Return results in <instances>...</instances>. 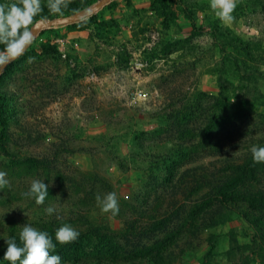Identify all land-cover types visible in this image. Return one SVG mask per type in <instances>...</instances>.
<instances>
[{
	"label": "rangeland",
	"instance_id": "obj_1",
	"mask_svg": "<svg viewBox=\"0 0 264 264\" xmlns=\"http://www.w3.org/2000/svg\"><path fill=\"white\" fill-rule=\"evenodd\" d=\"M167 1L111 0L85 21L45 28L0 75V89L13 92L0 96V120L2 108L4 115L15 109L19 120L39 115L36 123L46 130L32 142L5 139L11 156L0 149V171L9 181L5 208L14 216L0 225L3 236L22 217L54 223V234L68 223L115 235L109 246L92 236L85 248L60 245L52 254L62 264H264V218L252 214L255 205L235 200L264 193V163L258 180L228 188L235 196L225 202L230 210L203 221L200 208L220 196L211 185L230 130L245 138L239 153L256 140L264 145V0H237L227 24L210 0ZM47 4L41 0L42 12ZM186 12L195 16V28ZM216 25L244 49L227 44ZM199 101L215 109L219 144L197 130L210 123V112L195 107ZM174 111L181 113L175 124ZM53 142L62 147L59 170L15 161L44 159ZM240 155L236 162H245ZM33 179L51 185L43 205L21 196ZM109 192L117 195L116 216L97 203ZM49 205L60 219L46 214ZM162 219L167 222L159 224ZM131 230L143 237L129 241ZM0 264L9 262L0 256Z\"/></svg>",
	"mask_w": 264,
	"mask_h": 264
},
{
	"label": "trees",
	"instance_id": "obj_2",
	"mask_svg": "<svg viewBox=\"0 0 264 264\" xmlns=\"http://www.w3.org/2000/svg\"><path fill=\"white\" fill-rule=\"evenodd\" d=\"M95 0H70V3L68 5V7L66 9H63L62 12L60 14H56V13H52L50 12V10H45L44 12H41L39 15L35 16L33 18V23L42 17H50L51 15L54 16H59V15H63V14H69L71 12L83 9L87 6H89L90 4H92ZM167 1V0H166ZM168 2V1H167ZM166 2V3H167ZM168 5V4H167ZM166 7V6H165ZM168 8V6H167ZM188 14V18L193 22L194 28L196 26V18L195 16H193L192 13L186 12ZM93 17V16H91ZM86 19L82 20L85 21ZM169 20L168 15L165 14V21ZM31 26V25H30ZM29 26V27H30ZM213 30L216 32L218 31L220 34H223L224 36H226L228 42L227 44L232 45L234 48L236 49H244V44L241 43L238 38L236 36H233L231 34V32L229 31H224L220 26H213ZM3 46L0 45V48H2ZM225 46H223L224 49ZM28 53V50L20 57H18L14 62H18L20 59H22L23 57H25V55ZM224 55H227V53L225 52ZM9 69V66L6 68V70L4 71V73L2 75H4L5 73H7ZM1 75V76H2ZM0 76V79H1ZM13 94V92H11L10 90H6V89H0V96L2 98H6L8 99L11 95ZM207 104H203L202 101L198 102L196 106H199L203 109L204 112H210L208 115H206V119L207 116L208 118H210V123H208L207 125L204 124H199V128L197 129L199 132H202L204 134V138L209 140V142L212 143H216L219 144L221 139L223 141V138H220L219 135V130L217 129H213L212 125L213 122L217 120V115L215 112V109L213 108L212 105H208ZM213 105H219V101L218 98H216V100L214 101ZM213 108V109H212ZM2 119L0 120V124L2 126L1 128V132H0V149L2 151L3 154H5L6 156H11L12 153L9 149V147L7 146V144H5V139L8 140H13L16 143H24L25 141H36L37 139L44 137L46 135V130L44 128H42L41 123H36L38 120H36V117H39V115H34L33 117H35L34 119H29L28 118L26 120H19L18 116H16V112L15 109H13L10 113H6L5 115L3 114L4 109L2 108ZM181 115V113H179V111H174L171 114V117H173L172 121L175 123H177V118ZM226 116L222 117L220 123H224L222 126L227 125L228 122H226L225 120ZM236 118H234L235 120ZM11 120V121H10ZM28 121V122H27ZM14 125V128H12V126ZM230 135H231V139H230V143H228V145L230 146L227 150H224V152L218 153V157H219V161L222 162V166H219L216 170H215V178L213 179L214 183L211 185L212 186V192H216V195H220L218 198H216V200L214 201L213 199H209L206 202H204L202 205L200 206L201 210H204L205 212V216L202 218L203 221H206V219H214L215 217L221 215V213L225 212V210H230V207L226 205V200H234L235 196L231 194V192L228 190V188H233L235 189L238 185L243 184L245 182H248L250 180H255L257 178H259L258 173L261 170L260 169V163H254L252 160V154L250 152V147L251 145H245L243 147H245V151L239 153V146L241 145V141L245 140V138H243L241 135L235 137L233 134H237L235 131H231L230 130ZM255 139V138H254ZM256 140V139H255ZM219 142V143H218ZM254 143L256 142L258 145H261L262 139L261 140H256L253 141ZM56 143L53 142L52 147L50 148L48 155L44 158V159H37L35 157H29V159L27 158H22V159H16L15 161L17 163L19 162H26L28 160H32L35 161L36 165H43L44 167H52L53 170L57 169L59 170L60 167V161L63 160V156H61V153L58 152V150L62 149V147H59ZM225 142L222 143V145L220 146V148L225 149ZM264 146V145H262ZM217 153V152H215ZM241 154V155H240ZM238 155H240V157H242V159H245V162L243 163H238L236 162V157H239ZM248 167V168H247ZM226 168H229L228 171H225ZM231 169V172L229 171ZM221 175V176H219ZM202 177V176H200ZM203 178V177H202ZM258 180V179H257ZM200 184H205V180H199ZM47 183V182H46ZM49 184V183H48ZM50 184H49V188H50ZM53 188V187H52ZM243 197L238 199H235L236 201H242L247 203L249 206L250 205H255L254 207L256 208L257 212H254L253 208L252 209V214L254 216H259V218H264V207L260 208V204H264V193H260L258 192V194L253 195L251 198L244 196L247 195L245 193L242 194ZM254 199H259L261 202L258 204V200H254ZM7 205L6 203V199L3 196V190H0V225H3L5 223H7L8 221L12 220V217H14L13 215H10L8 210L5 208ZM22 219H24L20 226L17 225L16 222H12L11 227H10V235H17L18 236V232L20 231V229L23 227L24 224H31L33 227H36L40 230H46L52 237L54 242L55 241V234L53 232L54 223H50L48 224L46 227L42 226L40 224L35 223L34 221H29L28 219H26V217H22ZM256 221V220H255ZM167 221L162 219L159 221V224L162 223H166ZM168 224V223H167ZM165 224V225H167ZM75 229H77L80 233L79 238L71 243H67L71 246H74L76 248H85L86 243L83 244L87 238H90L92 236V238H97V242H101L104 245H107L109 243L108 241V237L109 236H115L114 234H111V232L108 233H104L102 231V229H98L96 228H90V229H84V228H80L79 226L76 227ZM133 229V227H132ZM132 231V230H131ZM53 232V233H52ZM137 234H140L142 237V233L140 231H132L131 234H129V236L127 237V239L129 241H133L135 242L134 239L137 238ZM0 236H3L2 231H0ZM127 236V234L125 235ZM99 242V243H100ZM57 243V247H59L61 244ZM109 246V244H108ZM6 244L3 242V239L0 237V256L3 257L4 251L6 250ZM56 247V248H57ZM112 263L115 264H119L117 261L113 260ZM85 264H89L88 262ZM97 264H102V261L98 262Z\"/></svg>",
	"mask_w": 264,
	"mask_h": 264
},
{
	"label": "clouds",
	"instance_id": "obj_3",
	"mask_svg": "<svg viewBox=\"0 0 264 264\" xmlns=\"http://www.w3.org/2000/svg\"><path fill=\"white\" fill-rule=\"evenodd\" d=\"M70 0H48L47 7L50 12L60 14L66 9ZM237 0H210V8L215 16L223 23L232 22V15ZM42 12L41 0H0V69L8 63L22 56L28 46L35 39L33 18ZM33 58H29L31 61ZM254 163H264V146L253 144L250 147ZM7 172L0 171V190L9 185ZM21 196L34 200L36 205H43L49 196V184L45 180L33 179ZM97 203L104 213L113 216L119 214L120 207L115 192H109L103 197L97 196ZM47 215L54 213L60 219L56 208L49 205L45 208ZM79 231L68 223L62 224L55 230V241L59 244L71 243L79 238ZM4 238L6 250L3 260L9 264H62V257L55 252L57 243L46 231L24 224L17 235L0 236Z\"/></svg>",
	"mask_w": 264,
	"mask_h": 264
},
{
	"label": "water",
	"instance_id": "obj_4",
	"mask_svg": "<svg viewBox=\"0 0 264 264\" xmlns=\"http://www.w3.org/2000/svg\"><path fill=\"white\" fill-rule=\"evenodd\" d=\"M110 1L111 0H98L97 2H95L93 5H91L88 8H83V9L71 12L69 14H63V15H59V16H55V17H51V18L41 19L38 22H36L35 24H33L30 28L35 29V36H36L45 28L71 24V23H75V22L84 20L85 18L95 14L97 11H99L103 6H105ZM29 46H28V48H29ZM15 60H13L12 62H14ZM12 62L8 63L6 66H4L2 69H0V75L3 74V72L6 70V68Z\"/></svg>",
	"mask_w": 264,
	"mask_h": 264
}]
</instances>
